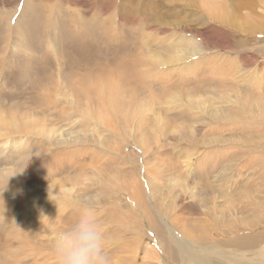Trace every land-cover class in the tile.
Instances as JSON below:
<instances>
[{
	"label": "rangeland",
	"instance_id": "1",
	"mask_svg": "<svg viewBox=\"0 0 264 264\" xmlns=\"http://www.w3.org/2000/svg\"><path fill=\"white\" fill-rule=\"evenodd\" d=\"M22 9L21 25L34 26L33 31L28 28L30 41L23 46ZM138 13L155 19L132 21L130 15ZM80 25L91 35L99 33L102 52H93L96 41L89 42L96 60L84 74L71 67L73 85L53 90L52 79L36 71L54 72V81L59 79L67 57L61 59L54 49L73 50L63 34L79 39ZM50 26L58 30L57 48ZM34 33L37 40L32 39ZM50 52L51 60L46 56ZM178 56L183 60L177 62ZM24 60L33 61L31 69L21 65ZM26 72L31 74L24 76ZM38 76L40 87H51L56 94L55 101L33 102L43 94L42 88H31L33 82L38 85ZM81 77L90 78V87L76 86ZM189 90L192 99L186 97ZM261 91L264 0H0V264H57L55 241L49 243L48 235L70 228L85 206L102 225L111 264H183L181 247L147 206L145 212L158 222L149 225L140 217V227L133 224L126 232L132 222L123 220L122 208L130 219L141 214L131 203L134 189L145 203L157 205L168 223H178L179 235L190 231L185 240L194 238L192 242L202 246L193 251L200 263L264 264V238L254 245L234 244L242 229L262 225L244 232L248 238L264 231ZM140 127L145 137L134 140ZM223 127L229 144L200 143L201 138L212 140L210 134L217 135ZM169 131L171 135H165ZM225 152V168L203 177L200 172L207 169L200 161ZM149 181L155 182L154 198L143 185L152 186ZM236 227L240 229L224 235ZM147 247L156 262L147 256ZM184 264L199 263L189 259Z\"/></svg>",
	"mask_w": 264,
	"mask_h": 264
},
{
	"label": "bare ground",
	"instance_id": "2",
	"mask_svg": "<svg viewBox=\"0 0 264 264\" xmlns=\"http://www.w3.org/2000/svg\"><path fill=\"white\" fill-rule=\"evenodd\" d=\"M130 1H132V0H130ZM27 3V2H26ZM205 7H208L209 8V10H212V9H214V8H212L211 7V4H205ZM208 8H206V10H208ZM23 10V9H22ZM143 11V10H142ZM131 13H135V11L131 8ZM23 15H24V10L22 11V13H21V16H20V18H19V32H20V42H21V44H22V46H23V44H26L27 42H29L30 41V37L31 36H29V35H25L26 34V32H27V30H28V28L29 29H31L32 31L34 30V26H32V25H28V23H27V25H25V26H22L21 25V20H22V18H23ZM12 16V15H11ZM75 18V17H74ZM122 19H124V18H122V17H120V20H122ZM130 19L133 21V20H135L134 22H136L137 21V19H141L143 22L144 21H146V23L147 22H150V21H153L154 19H155V17L153 18V17H145V18H143L142 17V15L140 14V13H138L136 16H131L130 15ZM35 20V19H34ZM41 21V20H40ZM58 21V20H57ZM49 23L50 24H52L51 23V21H49ZM145 23V22H144ZM98 25H99V22H98ZM169 25V24H168ZM40 27V26H39ZM51 27V26H50ZM80 27V37H79V39H76V38H71V35H68V36H65V34H63V36L65 37V42H69L68 43V45H73L74 47H72L73 48V50L71 49V48H69L68 46H67V49L68 50H66V49H63V48H60L61 49V51H60V53L58 52V49H54V48H57V45H59L60 43L56 40V37L58 36V30H54V28L53 27H51V29H50V35L52 36V38H53V41H54V50H56V53L58 54V56L60 55L61 56V59H65L66 57H67V59H66V61L65 62H61V69H60V76H59V79L57 80V81H54V72H53V74H46V72H45V69H38L36 72H38V75H42V76H44L43 74H45L46 75V78L48 79V80H50V79H52V82H48L49 83V85L50 86H53V90L56 88V89H62V87L64 88V84H68L69 82H71L70 84H71V86L73 85V78L71 77V74L69 73V69H71V67H72V69L73 68H75V69H77V70H82L81 71V73H83L84 74V71H87L88 69H89V67H90V63L91 64H93V60H96V56L95 55H93V52H95L96 54L98 53V52H102V49H99L101 46H102V39H101V37H100V35H99V33L98 34H93V35H91L90 34V32L89 31H87V28L84 26V28L80 25L79 26ZM169 27H172V26H169ZM69 28V27H68ZM49 29V28H48ZM70 31V30H69ZM171 31V30H170ZM61 34H62V30H61ZM33 36V38L32 39H34V40H37V36L35 35V33L34 34H32ZM103 35V34H102ZM73 36V35H72ZM175 37H176V34H175ZM93 39L96 41V43L94 42V45L95 46H92L96 51H93L92 52V50H91V48H90V44H89V42H93ZM180 39V38H179ZM184 39V38H183ZM114 41V40H113ZM176 41V40H175ZM182 43V42H181ZM21 44H17V45H21ZM37 44V43H36ZM30 45V44H29ZM32 45V44H31ZM120 46H122V45H120ZM172 46V45H171ZM190 46V45H189ZM16 47V46H15ZM174 47V46H173ZM173 47H172V49H173ZM188 47V46H187ZM34 48H36L35 46H34ZM65 48V47H64ZM77 48H79V49H77ZM175 48V47H174ZM189 49V48H188ZM39 51H40V49H39ZM191 51V50H190ZM52 52H50V53H46L47 55L46 56H48L49 58H50V60L51 59H53V56H52V54H51ZM91 53V54H90ZM179 53H181V51L179 52ZM183 53V52H182ZM198 52L196 51L195 53L194 52H191L190 53V57L191 56H193V55H195V54H197ZM186 55H188L187 53H185ZM184 54V55H185ZM21 56V55H20ZM57 56V55H56ZM23 57V56H22ZM77 59V61H75L74 59ZM40 59V58H39ZM153 59V58H152ZM104 60V59H103ZM174 60V59H173ZM177 60V62H180V61H182L183 60V58H181L180 56H178V59H176ZM30 61H32V60H24V61H22V63H21V65L23 66V67H26L27 65H29V67H30V69H31V63L33 64V61L30 63ZM61 61V60H60ZM60 61H59V63H60ZM147 61L148 60H146L145 61V63H147ZM156 61V60H155ZM172 61V60H171ZM52 63H54L53 61H51ZM150 62V61H149ZM168 63H172V62H168ZM9 64H11V63H9ZM55 65H57L56 63H54ZM148 64V63H147ZM58 66V65H57ZM64 66H66V69L67 70H64L63 68H64ZM60 67V66H59ZM151 67H153V66H151ZM150 67V68H151ZM168 67V66H167ZM28 68V67H27ZM49 68H51V66H49ZM99 68V67H98ZM100 68H103V67H100ZM24 69V68H23ZM57 69V68H56ZM96 69H97V66H96ZM55 70V69H54ZM101 70V69H100ZM103 70V69H102ZM31 71V70H30ZM63 71V72H62ZM32 72H34V71H32ZM78 72V71H77ZM76 72V74L77 75H79L78 73L80 72H78L77 73ZM104 72V71H103ZM110 72V71H109ZM31 74V72H29V73H25L24 74V76L26 75V76H29ZM33 76H35L34 74H32ZM24 76L22 77V79L20 80V81H17L18 82V84H20V82L22 81V80H25V78H24ZM49 76H51V77H49ZM39 78H38V85H39V87H38V85H37V83H35V82H33L32 83V86H31V88L32 89H40V88H42V87H40V85H41V79H40V77L41 76H38ZM58 77V76H57ZM31 78V77H30ZM42 78V77H41ZM46 79V80H47ZM45 82H47V81H45ZM47 83V84H48ZM90 83H92V81L90 80V78L89 77H87L86 79H82V77H81V81L80 82H78V83H76V86H78V87H80V88H82V89H85L87 86L88 87H90L89 86V84ZM46 84V83H45ZM61 84H62V87H60L61 86ZM44 85V84H43ZM48 86V85H47ZM70 86V87H71ZM44 87V86H43ZM70 87H68V88H70ZM66 88V87H65ZM67 88V89H68ZM141 88V87H140ZM255 88V87H254ZM46 91V92H45ZM191 91L192 90H189L188 92H187V96L186 97H188L189 99H192V97H191ZM40 93L42 92L43 94H42V96H38V97H35V98H33V102H37L38 104L39 103H42L41 101H43L44 100V98L45 99H47V100H53V101H55V99H54V96L56 95V94H54V96H53V94L51 93V87H47V88H45L44 87V89L42 88V89H40V91H39ZM190 92V93H189ZM252 92H254V91H252ZM261 92H264V91H261ZM258 93H260V92H258ZM263 94V93H262ZM181 95H178V98H179V101L181 100V101H184V98H182L181 99ZM249 97V96H248ZM260 97V96H259ZM56 99H57V97H56ZM173 99H175V101H176V98H173ZM260 99V98H259ZM258 100V99H257ZM43 102H45V100L43 101ZM146 102H147V100H146ZM45 104V103H44ZM182 105V104H181ZM44 107V106H43ZM161 108V107H160ZM219 110V109H218ZM42 111V110H41ZM45 111V110H44ZM156 113H158V112H156ZM158 115V114H157ZM156 115V116H157ZM27 117V116H26ZM144 118H146V117H144ZM143 118V119H144ZM157 118H159L158 120H160L161 118L158 116ZM9 119V118H8ZM155 119H156V117H155ZM155 119H153L154 121L153 122H155V121H157V120H155ZM143 122V121H142ZM225 123H228V121H224ZM164 123V122H163ZM155 125H156V127L154 128L155 130H158V128L160 127V122L158 121V122H156V123H154ZM19 125H21V123L19 124ZM46 125V124H45ZM18 127V126H17ZM141 127H143V126H141ZM140 127V129L139 128H137L136 129V131H135V133H136V135H137V137H134L135 139L134 140H137V138H141V137H145L144 135H143V133H142V135L141 134H139L140 133V131H141V128ZM144 127H145V125H144ZM162 127H164V126H162ZM147 128H150V126H147ZM167 128H169L168 126H167ZM203 128H206V127H203ZM9 129V128H8ZM196 128L195 127H191L189 130H191V133L192 134H195V130ZM143 130H146V131H148V129H143ZM153 130V129H152ZM151 131V130H150ZM172 131V130H171ZM205 131V130H204ZM149 132V131H148ZM151 132H153V131H151ZM162 132V131H161ZM225 132H226V127H223V128H220V129H218L215 133L217 134V135H213V134H210L211 135V138H213L212 140L211 139H202L201 138V140H199V138H198V140L200 141V143L202 142L204 145L205 144H208L207 146H209V145H211V146H214L215 147V143H220V145L221 144H223V145H221V146H224V144H226L227 142H230L229 140V138L225 135ZM150 133V132H149ZM171 133L172 132H170L169 131V133H167V134H165V135H171ZM206 133V132H205ZM147 135H148V133H146ZM154 135V134H153ZM159 135H161V133L159 134ZM205 135V134H204ZM157 136V135H156ZM187 136V135H186ZM186 136H184V137H186ZM192 136H194V135H192ZM183 137V138H184ZM196 137V136H195ZM199 137V136H198ZM202 137H204V136H202ZM183 138H180V139H178V141L180 142V141H184L183 140ZM206 138V137H205ZM248 138H250V137H248ZM250 139H252V138H250ZM143 140H145V139H143ZM161 141H162V137H161V140L160 141H157L156 143H157V146L159 145V143H161ZM199 141H198V143H199ZM206 141V142H205ZM222 142H224V143H222ZM135 144V143H134ZM227 144H229V143H227ZM129 145V144H128ZM196 145V144H195ZM197 146H199V144H197ZM202 147V144H201V146H200V148ZM147 148H149V147H147ZM150 148H151V146H150ZM258 148H260V147H258ZM213 149V148H212ZM196 150H197V147H196ZM260 150V149H259ZM141 151H143V150H141ZM220 152V151H219ZM199 153V152H198ZM20 154V153H19ZM226 154V152L225 153H220V154H217L216 156H213L212 154L210 155V157L209 158H203L201 161H200V166H203L204 167V169L206 168L207 170H203V171H201L200 172V174L203 176V177H206L205 175L206 174H208L209 176L213 173V172H215L216 173V171L218 170V169H220L221 167H224L225 168V165H223L224 163H223V161H221V158H222V156L223 155H225ZM27 157V156H26ZM139 157V156H138ZM145 157V156H144ZM132 159V158H131ZM212 160V161H211ZM231 162H232V159H229ZM190 161L192 162L191 164H194L193 162H194V158H192V156L190 157ZM208 161V162H207ZM211 161V162H210ZM228 161V159H225L224 160V162H226V163H231V162H227ZM225 163V164H226ZM130 164V163H129ZM148 164V163H147ZM228 164H226V165H228ZM180 165V164H179ZM130 166H131V164H130ZM134 166V165H133ZM149 166H151V165H149ZM182 166V165H181ZM232 166V165H231ZM141 167V166H140ZM194 167V166H193ZM138 168V167H137ZM29 169V168H28ZM131 169V168H130ZM140 169V168H139ZM139 169H138V171H139ZM193 168H191L190 167V171L192 170ZM222 169V168H221ZM245 169H246V167H245ZM122 170V169H121ZM184 170V169H183ZM4 171V170H3ZM127 171V170H126ZM142 170H140V172H141ZM165 171V170H164ZM218 172V171H217ZM132 173V172H131ZM191 173V172H190ZM123 174V173H122ZM126 174V173H125ZM138 174H140V173H138ZM148 174V173H147ZM221 174V173H220ZM149 175V174H148ZM224 175H226V174H224ZM142 176V175H141ZM146 176V175H145ZM144 176V177H145ZM150 176H152V174L150 175ZM208 176V177H209ZM213 176V175H212ZM134 177H135V175H134ZM137 178H138V176H136ZM143 177V178H144ZM153 177V176H152ZM210 178V177H209ZM214 178V177H213ZM216 178V177H215ZM120 179H122V177H120ZM131 179V178H130ZM133 179V178H132ZM141 179H142V177H141ZM217 179V178H216ZM223 179V178H222ZM209 180V179H208ZM211 180V179H210ZM209 180V181H210ZM130 181H132V180H129V182ZM133 181H135V180H133ZM142 181V180H141ZM161 181V180H160ZM224 181V180H223ZM222 181V182H223ZM150 182V181H149ZM162 182H164V181H162ZM226 182V181H225ZM134 183H136V182H134ZM151 184H152V182H150ZM157 183V182H156ZM219 183V182H218ZM107 184V183H106ZM126 184H128V183H126ZM130 184V183H129ZM133 184V183H132ZM141 184V183H140ZM146 184V185H145ZM155 184V182L153 181V184H152V186L150 185V184H148V183H143V185H145V186H147L146 187V193L147 194H149V191H150V197L151 198H154L155 197V191H154V189H153V185ZM210 184V183H209ZM216 184H217V182H216ZM224 184V183H223ZM223 184H221V185H223ZM108 185V184H107ZM112 185V184H111ZM156 186V185H155ZM122 187H124V186H122ZM159 187V186H158ZM228 187H230V186H228ZM233 187V186H232ZM110 188V187H109ZM160 188V187H159ZM162 188V187H161ZM227 188V187H226ZM111 189H112V186H111ZM99 190V189H98ZM125 190H126V188H125ZM226 190L227 189H225L224 190V192L226 193ZM110 191H113V190H110ZM117 191V190H116ZM120 191V190H119ZM119 191H117V192H119ZM124 191V190H123ZM152 191H154V193L152 194ZM104 192V194H106L105 193V191H103ZM125 192V191H124ZM134 192L135 193H137L136 194V196L134 197V198H131L132 199V201H131V203L135 206V208H139L138 209V212H141V216L140 215H138L139 217L137 218V217H135V218H133V219H130V217L132 216H128L127 215V213L125 212L126 211V208H122L123 209V211H122V213H121V215H122V217H123V220H125V221H128V222H132L131 223V225L129 226V227H126L125 228V230H126V232L128 233V232H131L132 230H131V228H132V226H133V224L135 225V227L136 228H138V227H140V224H137V220L138 219H140V217H141V219L142 220H147L148 222H149V225H152L153 223H155V222H158L157 220H155V219H153V220H155V222L153 221V220H151L150 219V213L149 214H147L146 212H145V207L147 206L148 208H149V210H150V212H154V213H156V216H157V219L158 220H160L161 222H162V224H164L163 226L166 228V230L167 231H169L170 232V234L173 236V238H174V240L176 241V243L179 245L178 247L180 248L181 247V250L183 251V254H182V256H181V261L183 262V264L187 261L188 262V260L190 259V260H195V262L196 263H199V264H206V263H200L199 262V260L196 258V257H194V255H193V253H195V252H193L195 249H196V247L197 248H201L199 245H195L193 242H192V240L194 239V238H192V240H185L186 238H185V235H182V234H178V232L179 231H177L178 229H177V227H178V225L176 226V224H178V223H176V224H173V222L172 223H168L163 217H164V214L161 212V210L159 209V208H157L158 206L157 205H155L154 203H152V202H148V201H146V203H145V199L143 198L144 196L142 195V193H140L137 189H134ZM134 192H132V194H134ZM233 191H231V193H232ZM107 193H108V190H107ZM111 193V192H110ZM131 193V192H130ZM224 193V194H225ZM230 193V194H231ZM104 194H103V196H104ZM121 194V193H120ZM109 195V194H108ZM107 195V196H108ZM141 195V196H140ZM226 196H224V197H227V194H225ZM93 196V195H92ZM148 196V195H147ZM147 196H145V197H147ZM230 197H232L231 195H229ZM95 197V196H94ZM240 197H242V196H240ZM109 198H111V197H109ZM122 198V197H121ZM228 198V197H227ZM226 198V199H227ZM147 199V198H146ZM126 200V199H125ZM159 200V199H158ZM231 201V198L230 199H228V200H226V201H228L229 203H230V201ZM115 201V200H114ZM113 201V202H114ZM127 201V200H126ZM106 202V201H105ZM121 202V201H120ZM148 202V203H147ZM157 203H158V201H157ZM153 204V205H152ZM228 204V203H227ZM204 205V204H203ZM118 210V209H117ZM120 210V209H119ZM116 211V210H115ZM143 216V217H142ZM156 216L154 217V218H156ZM151 217H152V215H151ZM167 217V216H166ZM122 220V221H123ZM170 222V221H169ZM123 223H124V221H123ZM122 223V224H123ZM121 224V223H120ZM124 225V224H123ZM180 225H182V224H180ZM183 226H184V224H183ZM182 226V228H185V226L183 227ZM262 225L261 224H257V225H253V226H251V228L250 229H242V230H240V231H238L239 229H240V227H236L235 228V230H233V231H231V232H228L227 234H224V235H230V234H232V233H234L235 231H238L237 233H236V236H238V238H234V239H236V241H234L235 243L234 244H238V245H240V246H249V245H254L255 244V242L257 241V240H261V239H263L264 238V231H262V232H260V233H258L256 236H254V237H250V238H248L245 234H244V232H246V231H249V230H251L253 227H255V228H259V227H261ZM143 227V226H142ZM154 227V226H153ZM157 227H159V226H155L153 229H157ZM181 227V226H180ZM144 228V227H143ZM145 228H147L146 227V225H145ZM152 228V227H151ZM181 228V229H182ZM187 228V227H186ZM150 229V228H149ZM177 229V230H176ZM146 230H148V228L146 229ZM165 230V231H166ZM180 230V229H179ZM182 230H184V229H182ZM181 230V231H182ZM143 231V230H142ZM161 232L163 231L162 229L160 230ZM159 231V232H160ZM167 231H166V234H168L167 233ZM50 232V231H49ZM138 232V231H137ZM137 232H136V234H137ZM145 232V231H144ZM188 232V231H187ZM60 233V232H59ZM157 233V232H156ZM155 233V234H156ZM180 233V232H179ZM190 233V231L188 232V234ZM160 234H162V233H160ZM166 234H165V236H166ZM169 234V235H170ZM187 234V235H188ZM191 234V233H190ZM240 234V235H239ZM129 235V234H128ZM158 235V234H157ZM164 235V234H163ZM170 235V236H171ZM186 235V236H187ZM49 236V238H50V242L49 243H52L53 241H55L56 240V238H57V235H55V232H53V233H51V235H48ZM52 236H55V238H52ZM168 236V235H167ZM190 236V235H189ZM188 236V237H189ZM194 236V235H193ZM141 238V237H140ZM170 238H172V237H170ZM190 238V237H189ZM232 238V237H231ZM164 239H167L166 237L164 238ZM37 240V239H36ZM141 240V239H140ZM168 240H169V238H168ZM173 240V239H172ZM225 240V239H224ZM227 240H232V239H227ZM261 242V241H260ZM163 243H164V241H163ZM175 243V244H176ZM228 243V242H227ZM233 243V242H232ZM231 243V244H232ZM173 244H174V242H173ZM233 244V245H234ZM161 245H163V244H161ZM170 245H172V243H170ZM169 246V245H168ZM143 247H144V245H143ZM148 248V252H149V254L147 255L149 258H151V259H153L155 262H156V258L154 257V255H153V252L151 251V247H147ZM164 248V247H163ZM173 248H175V247H173L172 246V248L171 249H173ZM54 249V248H53ZM166 249V248H165ZM209 249H212V247L211 248H209ZM208 249V251L207 252H209V251H211V252H213L212 250H209ZM198 250V249H197ZM213 250H214V248H213ZM172 251V250H171ZM174 251V250H173ZM205 251V250H204ZM165 252H167V251H165ZM178 252V251H177ZM206 252V253H207ZM214 252H216V251H214ZM257 252V251H256ZM147 253V252H146ZM172 252H169V254H171ZM230 253V252H229ZM229 253H227V254H229ZM181 254V253H180ZM209 254V253H208ZM211 254H216V253H211ZM223 255V257L222 258H224V254H222ZM50 256V255H49ZM48 256V257H49ZM179 256V255H178ZM231 256H232V254H231ZM56 257H54V259H55ZM222 258H220L219 260H221ZM229 258V257H228ZM230 258H232V257H230ZM148 259V258H147ZM172 259V258H171ZM202 258H200V260H201ZM226 259V258H225ZM174 260H176V259H174ZM223 260V259H222ZM221 260V261H222ZM44 263H45V260H42ZM224 261V260H223ZM228 261V260H227ZM227 261H225L226 263H227ZM153 262V261H152ZM216 262L218 263V260H216ZM158 263V262H157ZM223 263V262H222ZM153 264V263H152ZM160 264H162V262H160ZM165 264V263H164ZM179 264V263H178ZM219 264H221L220 263V261H219ZM225 264V263H224ZM247 264H248V262H247ZM250 264V263H249Z\"/></svg>",
	"mask_w": 264,
	"mask_h": 264
},
{
	"label": "clouds",
	"instance_id": "3",
	"mask_svg": "<svg viewBox=\"0 0 264 264\" xmlns=\"http://www.w3.org/2000/svg\"><path fill=\"white\" fill-rule=\"evenodd\" d=\"M57 264H111L102 225L94 210L85 206L70 228L55 240Z\"/></svg>",
	"mask_w": 264,
	"mask_h": 264
}]
</instances>
